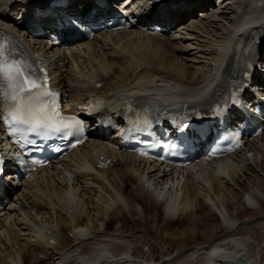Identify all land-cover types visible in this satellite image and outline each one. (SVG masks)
Returning <instances> with one entry per match:
<instances>
[{
  "label": "bare ground",
  "instance_id": "1",
  "mask_svg": "<svg viewBox=\"0 0 264 264\" xmlns=\"http://www.w3.org/2000/svg\"><path fill=\"white\" fill-rule=\"evenodd\" d=\"M18 1L0 0V24L18 34L38 58H48L56 86L84 107L97 99L116 100L117 106L151 100L183 106L211 104L223 92L226 82L243 73L241 57L255 60L256 42L260 32L264 33V0H246L245 5L241 0H223L221 9L214 12H210L212 0L199 4L191 0L188 4H172L180 6L181 21L187 17L194 20L199 14L203 18L185 27L178 25L171 36L131 29L101 33L91 42L49 51L50 45L27 40L24 27H20L24 21L18 24L20 18L16 21L11 16L9 4ZM69 2L65 9L72 8L79 14L90 5L85 0ZM248 22L256 27L244 34L240 29ZM222 23L225 25L219 26ZM48 26L52 24L41 20L31 27L35 30ZM218 30L221 33L217 34ZM181 34L186 36L185 42L195 41L205 49L204 56L213 58L208 70L196 66L201 63L198 58L192 61L195 66L189 67L191 60L184 56L192 54V50L176 43L183 40ZM243 39L247 45H242ZM100 84L102 89L97 87ZM92 96L94 99L87 101ZM2 106L0 96V112ZM104 156L105 160L116 161L109 169L99 170L98 158ZM251 160L264 172V133L229 159L170 171L143 163L114 145L90 140L77 152L22 183V190L0 216V264H78L80 258L88 264H102L107 254L97 246L114 237L127 238L134 246L138 244L139 248L132 251L134 258L145 262L139 264H223L238 257L249 264H264V179L256 174ZM250 173L252 180L248 178ZM246 179L250 181L246 186L248 195L240 201L244 208L241 206L243 209L234 213L240 195L235 185L245 189ZM207 198L220 210L225 225H209V239L204 241L188 240L186 232L177 234L179 227L154 224L152 218L157 213H149L145 208L156 206L170 220L179 214L184 222L181 229L190 232L203 226L204 218L207 220L212 214L205 202ZM113 205L121 209L117 207L115 217L107 221L106 213ZM205 211L208 212L204 214ZM122 212L128 221L124 225L113 223ZM150 231L159 239L148 242V246L146 238ZM183 241L188 244L180 248ZM142 244L149 247V254L140 248ZM123 246H116L118 253L104 264H123L124 256L128 257V253L122 254ZM83 253L90 256L83 258Z\"/></svg>",
  "mask_w": 264,
  "mask_h": 264
},
{
  "label": "snow or ice",
  "instance_id": "2",
  "mask_svg": "<svg viewBox=\"0 0 264 264\" xmlns=\"http://www.w3.org/2000/svg\"><path fill=\"white\" fill-rule=\"evenodd\" d=\"M99 7V4H97ZM164 7L159 3L156 8ZM43 69H36L25 60L16 56H9L0 45V93L3 95V116L0 126H3L12 142L28 146L34 141L30 135L61 133L72 128V123L59 114L57 107L58 94L46 89V75L41 77ZM233 107L239 104L238 100L232 101ZM264 112V108L261 109ZM243 119L242 114L238 116ZM77 130L82 122H75ZM187 129L185 130V133ZM13 162L19 167L26 161L18 155L13 157ZM5 158L0 156V174L4 173Z\"/></svg>",
  "mask_w": 264,
  "mask_h": 264
},
{
  "label": "rangeland",
  "instance_id": "3",
  "mask_svg": "<svg viewBox=\"0 0 264 264\" xmlns=\"http://www.w3.org/2000/svg\"><path fill=\"white\" fill-rule=\"evenodd\" d=\"M214 10L216 11V10H218V8H216L215 7V5L213 6L212 5V8H211V11L210 12H214ZM201 18H203L202 16H201V14H199V15H195V19L194 20H192V19H189L188 17L184 20V22H181V26L183 25V27H185V26H188L189 24H190V22H193V21H195V22H198V21H200L201 20ZM192 20V21H191ZM225 24L224 23H222L221 25L219 24V26H224ZM218 26V27H219ZM182 31V30H181ZM179 32V31H178ZM200 32V31H199ZM182 33H184V32H182ZM219 33H221V30H218V32H217V34H219ZM180 37L183 39V40H181V41H179V42H176V43H178V45H180V46H182L183 48H186V49H188L189 50V48L192 50L190 53H192V54H190L189 56H184V58H186L187 60L189 59V60H191V62H189V67L190 66H192V68L195 66H193V62L192 61H194V59L195 60H197V58H198V60H199V62H200V60H201V63H197L196 64V66L197 67H202V68H204V69H206V70H208L209 69V65H210V63H211V60H213V58H211L210 56H208V55H206V56H204L206 53L204 52V48L203 47H200V46H198V43H196L195 41H192V43L191 42H185L186 41V36L185 35H183V34H181L180 35ZM141 42V41H140ZM141 43H144V40L141 42ZM138 45V44H137ZM189 45V46H188ZM196 45V46H195ZM191 46V47H190ZM134 47V45L132 46V48ZM192 48H194V49H192ZM197 51H196V50ZM201 51H202V53H201ZM194 53V54H193ZM177 58L179 59L180 58V56L179 55H177ZM204 58V59H203ZM205 58H207V59H205ZM193 70V69H192ZM194 71V70H193ZM248 152V151H247ZM247 155H249V152L247 153ZM240 160V159H239ZM241 161V160H240ZM252 165H253V167L255 168V170H256V174L257 175H259L261 178H263L264 179V172H262L261 171V169L260 168H258L257 169V167H259V166H256L255 165V163L253 162V160H251V162H250ZM256 166V167H255ZM239 174H241V173H239ZM226 178H227V180L229 181V182H231L232 180L229 178V176H226ZM248 178H251V180H252V178H254V176H253V173H250V175L248 176ZM246 181H247V183L245 182L244 183V188L245 189H243L242 187H240V186H236L235 185V188L240 192V195H239V197H237V199H236V206H235V208L233 209V211H234V213H236V212H238V210H240V209H243L244 207L242 206V204L240 205V201H243L245 198H246V195H248L247 194V192H246V186L248 185L249 186V180H247L246 179ZM232 183V185H233V181L231 182ZM248 186H247V188H248ZM240 188V189H239ZM241 190V191H240ZM244 190V191H243ZM180 199H182V197H180ZM179 199V200H180ZM243 199V200H242ZM239 201V202H238ZM205 202L207 203V205L208 206H210L211 207V215H209L208 217H207V220H206V218H204V222H203V226L201 225V226H197V227H194V228H192L191 230H190V232L189 231H184L183 229H181V227L180 226H182V225H184V222H183V220H182V218H180L179 217V214H177V215H175L176 217H174V219H168V218H164V215H163V213L161 212V210H160V208H157L156 206L155 207H152L151 209L149 208L148 209V207H145L146 208V210H147V212H149V213H153V212H156L157 213V216L156 217H154V218H152V219H154V224L155 223H159V224H162V223H164V224H167V225H169L170 227H172V228H178V232H177V234H179V235H182L183 234V232H186V234H187V238H188V240H190V239H196V240H202L203 239V241L204 240H207V239H209V236L207 235V234H209L211 231L209 230H207V228L209 227V225L210 226H217V224L218 225H220V224H222V225H225V218L224 217H222V214H221V212H220V210L213 204V202L211 201V200H209L208 198L205 200ZM211 204V205H210ZM146 205V204H145ZM139 206H143L142 204L141 205H139ZM241 206L243 207V208H241ZM107 207H108V205H107ZM113 208H110V210H108V212L110 213H106L107 214V216H106V219H107V221L108 220H111V219H113L114 217H115V210H116V208H117V206L116 205H113L112 206ZM118 208H119V210L121 209V206H118ZM145 208L144 209H142L141 207H138V209L139 210H145ZM223 210V209H222ZM179 212V211H178ZM177 212V213H178ZM206 212H208V211H205L204 212V214H206ZM101 213H103V211L101 212ZM154 214V213H153ZM105 217V216H104ZM109 217V218H108ZM213 217V218H212ZM250 217H252V216H250ZM248 218V217H247ZM246 218V219H247ZM145 221H150V219H146V218H143ZM151 219V220H152ZM181 219V220H180ZM245 219V218H244ZM128 221V218H127V216H126V213H121V216L120 217H117L116 218V220H113V223H115V222H121L123 225L126 223ZM213 221V222H212ZM214 221H217L216 223L214 222ZM210 222V223H209ZM213 223V224H212ZM100 224V223H99ZM129 225V227L131 226V222H129L128 223ZM204 224H206V225H204ZM208 224V225H207ZM169 227V228H170ZM187 228V227H186ZM204 230H205V232H204ZM204 232V233H203ZM152 235V236H151ZM115 238V239H114ZM114 238H106L105 240H106V242H108V240L110 241V242H108V243H103V244H106L107 245V247L109 246V245H124L123 247L125 248V250H126V252L128 253V257H126V259H125V256H124V259H123V262H124V260H125V262L123 263V264H139V263H145L142 259H140V258H134V256H133V251H135V248H139L137 245L138 244H135V246H134V244L132 245V243H130L128 240L129 239H127V238H124V237H120V238H118V237H114ZM117 238V239H116ZM147 245L149 246V243L148 242H152V241H154V242H157L158 241V239H159V237H158V235L157 234H155L153 231H150L149 233H148V236H147ZM155 239V240H154ZM113 242V243H112ZM187 243V242H186ZM184 241H183V245H179V247L180 248H182V247H184V246H187V244H186ZM102 244V245H103ZM148 246H144V244H142L141 246H140V248L141 247H143V250H144V252L145 253H147V254H149V247ZM123 248V249H124ZM133 248V249H132ZM98 249H104V247L102 246V247H98ZM133 250V251H132ZM165 251H166V249H165ZM174 252V250H172V251H170V253H173ZM106 254H107V256H110L111 255V251L108 249L107 251H106ZM129 260V261H128ZM137 261V262H136ZM106 261H104V263H105ZM139 262V263H138ZM103 263V264H104ZM107 264H115V263H113V262H107Z\"/></svg>",
  "mask_w": 264,
  "mask_h": 264
},
{
  "label": "water",
  "instance_id": "4",
  "mask_svg": "<svg viewBox=\"0 0 264 264\" xmlns=\"http://www.w3.org/2000/svg\"><path fill=\"white\" fill-rule=\"evenodd\" d=\"M224 264H248L245 259L238 258L237 261H226Z\"/></svg>",
  "mask_w": 264,
  "mask_h": 264
}]
</instances>
